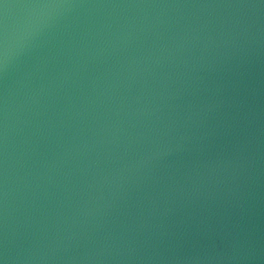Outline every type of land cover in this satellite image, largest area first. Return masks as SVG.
<instances>
[{"label":"water","instance_id":"95a60500","mask_svg":"<svg viewBox=\"0 0 264 264\" xmlns=\"http://www.w3.org/2000/svg\"><path fill=\"white\" fill-rule=\"evenodd\" d=\"M0 264H264V0H0Z\"/></svg>","mask_w":264,"mask_h":264}]
</instances>
